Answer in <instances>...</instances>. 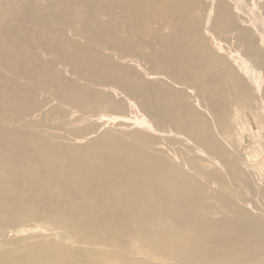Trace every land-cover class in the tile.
<instances>
[{"label":"bare ground","instance_id":"6f19581e","mask_svg":"<svg viewBox=\"0 0 264 264\" xmlns=\"http://www.w3.org/2000/svg\"><path fill=\"white\" fill-rule=\"evenodd\" d=\"M0 1V264H264V0Z\"/></svg>","mask_w":264,"mask_h":264},{"label":"rangeland","instance_id":"374dc122","mask_svg":"<svg viewBox=\"0 0 264 264\" xmlns=\"http://www.w3.org/2000/svg\"><path fill=\"white\" fill-rule=\"evenodd\" d=\"M28 1H31L30 3H32L35 7H37L38 5H44L45 4L41 8V11L43 13H45V11H47L45 0H28ZM0 10H2L3 12H6L5 9L3 8V4L1 1H0ZM20 10H21V8H20ZM20 10L18 12H20ZM7 20L8 19L4 20L2 22V24L6 25L8 23ZM16 23L18 24L19 27L24 26L23 21H19ZM240 113H239V115H235L234 118H236V119H233V126L234 127L232 130L233 131L232 135H234L235 137L232 136L233 137L232 139L235 142L236 147H238V146L240 147V148L238 147L236 149H237V153L241 155V156L239 155L241 162H243V161L245 162V165H244L245 169L247 170V172L251 176L253 175L252 178L254 179L255 184L257 186L259 185L260 188H263L264 187V152L262 153L260 151V148H262L264 150V147H263L264 145L262 146V143H264V136H263L264 135V124L259 122V121L254 120L252 118V116L246 112H242L241 114ZM244 114H246V115H244ZM254 141L256 143H254ZM254 159L256 161H254ZM255 162H256V164L258 163L257 167L255 165ZM250 164H252V165L249 166ZM255 173L258 175V178H256L257 175ZM261 182H263V183H261Z\"/></svg>","mask_w":264,"mask_h":264}]
</instances>
